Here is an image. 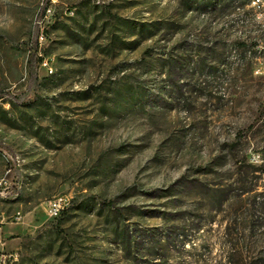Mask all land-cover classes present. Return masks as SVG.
<instances>
[{
    "label": "rangeland",
    "instance_id": "obj_1",
    "mask_svg": "<svg viewBox=\"0 0 264 264\" xmlns=\"http://www.w3.org/2000/svg\"><path fill=\"white\" fill-rule=\"evenodd\" d=\"M252 1L0 0V264H264Z\"/></svg>",
    "mask_w": 264,
    "mask_h": 264
},
{
    "label": "built area",
    "instance_id": "obj_2",
    "mask_svg": "<svg viewBox=\"0 0 264 264\" xmlns=\"http://www.w3.org/2000/svg\"><path fill=\"white\" fill-rule=\"evenodd\" d=\"M258 0H253L252 2L255 3ZM258 70H255L257 72ZM68 204V198L63 195H54L48 201L46 202V214L49 219H55L57 218L60 213L66 208ZM20 215H17L14 220L20 221L21 220ZM5 259V256L2 255L0 257V261L3 262Z\"/></svg>",
    "mask_w": 264,
    "mask_h": 264
},
{
    "label": "trees",
    "instance_id": "obj_3",
    "mask_svg": "<svg viewBox=\"0 0 264 264\" xmlns=\"http://www.w3.org/2000/svg\"><path fill=\"white\" fill-rule=\"evenodd\" d=\"M184 1H187V2H190V1H193L194 3L196 2V0H184ZM203 4V5H202ZM206 4L205 3H200V4H198L197 5V7H196V9H200V8H202L203 6H205ZM202 10H203V8H202ZM205 10H207V7H206V9ZM32 54H34V53H32ZM32 54H31V56H30V58H29V60H28V71H29V73H30V77L32 76V77H34L35 76V67H36V63H37V61H39L40 62V60H41V58L40 57H38L36 60L37 61H35L34 60V57L32 56ZM2 110V109H1ZM2 116L3 117H0V118H6L4 115L7 113L6 111H4V110H2ZM251 128V126H249L247 129H245V130H240V131H238L237 133H236V136L238 137V138H240V137H243L246 133H247V130H249ZM262 172H264V169L262 170Z\"/></svg>",
    "mask_w": 264,
    "mask_h": 264
},
{
    "label": "crops",
    "instance_id": "obj_4",
    "mask_svg": "<svg viewBox=\"0 0 264 264\" xmlns=\"http://www.w3.org/2000/svg\"><path fill=\"white\" fill-rule=\"evenodd\" d=\"M26 229L25 225L19 224V222L11 224V223H7L5 225H1L0 226V237H7L9 235H16L19 232H22ZM1 241V239H0Z\"/></svg>",
    "mask_w": 264,
    "mask_h": 264
}]
</instances>
